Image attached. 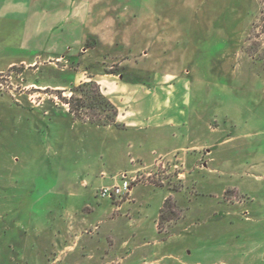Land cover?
I'll list each match as a JSON object with an SVG mask.
<instances>
[{"label": "rangeland", "instance_id": "rangeland-1", "mask_svg": "<svg viewBox=\"0 0 264 264\" xmlns=\"http://www.w3.org/2000/svg\"><path fill=\"white\" fill-rule=\"evenodd\" d=\"M0 264H264V0H0Z\"/></svg>", "mask_w": 264, "mask_h": 264}, {"label": "trees", "instance_id": "trees-1", "mask_svg": "<svg viewBox=\"0 0 264 264\" xmlns=\"http://www.w3.org/2000/svg\"><path fill=\"white\" fill-rule=\"evenodd\" d=\"M107 73L115 74V71L110 70ZM78 91L81 96L84 98H77L74 97V93H72L71 97L66 100V103L70 106V111L74 112V101H76L80 106L87 107L92 109L93 107L100 108V110L105 113L103 119H99L98 121H93L95 124L99 126H107V125H117L116 123V116L117 110L115 106L102 94L98 84L95 81H87L82 83L75 89ZM172 202L170 197H166L164 200L163 206L161 207L160 213L161 216L164 217V212L166 213L167 210L171 211Z\"/></svg>", "mask_w": 264, "mask_h": 264}, {"label": "built area", "instance_id": "built-area-1", "mask_svg": "<svg viewBox=\"0 0 264 264\" xmlns=\"http://www.w3.org/2000/svg\"><path fill=\"white\" fill-rule=\"evenodd\" d=\"M122 182L120 184H114L111 187H102L99 190V197L101 198H121L123 195L130 192V182L126 180L125 175H122Z\"/></svg>", "mask_w": 264, "mask_h": 264}, {"label": "crops", "instance_id": "crops-1", "mask_svg": "<svg viewBox=\"0 0 264 264\" xmlns=\"http://www.w3.org/2000/svg\"><path fill=\"white\" fill-rule=\"evenodd\" d=\"M33 63H34V61L28 63V65H32ZM104 79H105V77L101 81H98V84L100 85V90H101L102 94L105 97H107V99L112 103V100L110 98V95H112L113 91L110 89V87H108V84H106V82L104 81ZM116 122H117V116H116Z\"/></svg>", "mask_w": 264, "mask_h": 264}]
</instances>
